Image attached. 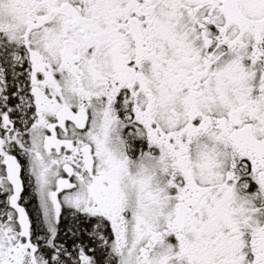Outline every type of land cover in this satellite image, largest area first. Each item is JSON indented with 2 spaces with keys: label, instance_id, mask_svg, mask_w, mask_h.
Returning <instances> with one entry per match:
<instances>
[{
  "label": "snow or ice",
  "instance_id": "6c2138e0",
  "mask_svg": "<svg viewBox=\"0 0 264 264\" xmlns=\"http://www.w3.org/2000/svg\"><path fill=\"white\" fill-rule=\"evenodd\" d=\"M0 264H264V0H0Z\"/></svg>",
  "mask_w": 264,
  "mask_h": 264
}]
</instances>
